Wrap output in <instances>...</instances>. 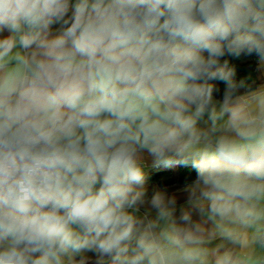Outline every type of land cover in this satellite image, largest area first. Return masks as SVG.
<instances>
[{
    "label": "clouds",
    "instance_id": "obj_1",
    "mask_svg": "<svg viewBox=\"0 0 264 264\" xmlns=\"http://www.w3.org/2000/svg\"><path fill=\"white\" fill-rule=\"evenodd\" d=\"M0 264H264V0H0Z\"/></svg>",
    "mask_w": 264,
    "mask_h": 264
},
{
    "label": "trees",
    "instance_id": "obj_2",
    "mask_svg": "<svg viewBox=\"0 0 264 264\" xmlns=\"http://www.w3.org/2000/svg\"><path fill=\"white\" fill-rule=\"evenodd\" d=\"M231 63L236 66L237 79L251 77L255 79L257 75L256 65L254 59L235 60L231 59ZM221 89L223 85H219ZM196 176V172L191 167H174V168H162L159 171H151L149 178L155 181L157 184L163 187H178L190 181H193Z\"/></svg>",
    "mask_w": 264,
    "mask_h": 264
},
{
    "label": "crops",
    "instance_id": "obj_3",
    "mask_svg": "<svg viewBox=\"0 0 264 264\" xmlns=\"http://www.w3.org/2000/svg\"><path fill=\"white\" fill-rule=\"evenodd\" d=\"M257 75L260 76L261 73L257 72ZM153 171L151 169H148V176L150 174V172ZM192 181L188 182L191 183ZM187 184V183H185ZM185 184L180 185L178 187H173V188H169V187H163L160 186L159 184H157L155 181L151 180L150 178L148 179V183L146 185L147 187V191L148 194L151 195L154 189H158V188H167L169 191H177L180 188H182ZM207 231H206V239L208 241L207 243V247L211 250L217 247V245L221 244L222 241L215 235L214 231L212 230V227L210 224L205 226ZM227 247H231V245H226Z\"/></svg>",
    "mask_w": 264,
    "mask_h": 264
}]
</instances>
